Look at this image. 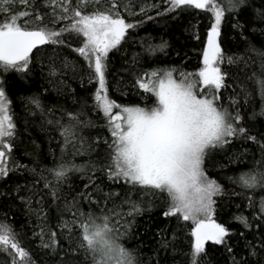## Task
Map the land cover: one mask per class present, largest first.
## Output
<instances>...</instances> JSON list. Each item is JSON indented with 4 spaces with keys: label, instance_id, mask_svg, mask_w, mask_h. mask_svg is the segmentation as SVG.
Returning <instances> with one entry per match:
<instances>
[{
    "label": "snow or ice",
    "instance_id": "1",
    "mask_svg": "<svg viewBox=\"0 0 264 264\" xmlns=\"http://www.w3.org/2000/svg\"><path fill=\"white\" fill-rule=\"evenodd\" d=\"M25 6V11L17 14L11 13V6L16 0H0V13L5 19L0 21V73L15 72L24 78L30 74L33 65V50L39 52L42 45H57L66 47L77 54L78 59L69 60L64 57L59 67L54 60H50L48 74L57 77L60 85L66 84L62 76L72 73L73 79H79L83 84L85 80L89 84H96L93 93L94 109L101 112L111 135V142L107 139L103 143L107 146L106 163L91 164V174L84 190L76 193L71 201L62 196L61 184L70 172H82L88 165H77L74 161H64L63 156L67 147L71 144H79L80 148L74 150V155H82L85 152L97 149L91 145L85 147L86 138L78 136V128L91 126L90 120H81L82 112H68L67 123L55 121L59 126L63 137L64 147L61 148V157L52 168L47 169L52 175L49 180L43 174L40 180L44 182V189L51 200V204L58 212L67 211L71 214V220L60 218V228L68 230L69 247L63 249L57 240V233L41 227L38 235L41 237V247L50 249L56 253L58 249L64 252L66 257L83 253L91 260V264H139V258L134 250L127 249L121 242L130 230V224H121L126 216H134L142 213L140 204L130 198L125 199L120 205L107 208L109 200L118 193L103 192L96 183L95 173L102 172L109 181L123 180L132 187H140L149 192H160L168 197V205L163 211L165 217L175 216L185 222H193L195 227L192 235L194 243L190 245L191 251L189 264H198L199 257L207 255L206 242L212 241L217 245H223L230 230L224 225L211 219L215 211L216 200L214 197L223 194L221 185L211 179L205 170V159L210 150L223 148L237 138H245L254 143H259L261 155L264 158V142L257 141L255 136L248 134V130L242 126L244 117L239 109L235 115L229 111L220 101L219 90L226 88L227 73L222 72L217 65L223 63L225 56L221 48L219 37L221 24L226 10L229 13L239 12L241 8H247V0H224V6L216 0H167L168 6L165 13H174L177 10L192 7L196 10L207 12L214 19L207 33V47L203 51V67L199 70L196 80H189L181 73L182 80L177 82L173 78L176 69H153L137 77V86L147 95L155 97L156 103L152 107L121 106L108 95L106 73L108 69V55L112 49H116L129 29L137 25L128 23L117 11V0H108V8L104 11L94 10L87 12L89 2L98 3L99 0H44L45 7L50 9L52 23H63L59 29L49 28L43 23V16L35 13V19L39 24L35 28L28 26L33 12L28 0H19ZM158 7V6H153ZM127 11V8L125 9ZM145 9L141 8V13ZM253 24H264V11L254 10ZM162 13L157 12V15ZM28 18V19H23ZM23 19V23L21 20ZM151 19V17H149ZM237 27L243 26L239 23ZM253 33L264 36V27H252ZM247 40V38H245ZM72 40L78 41V47H73ZM167 47L164 41L159 45H149L147 51H163ZM261 58L260 75L253 72L247 79L252 83L253 90L261 100V109L253 112L250 119L257 115L264 117V50L257 49L249 42L247 49ZM243 57L233 60L227 57L229 65L242 61ZM247 66V63L245 61ZM202 84L211 89L208 95L205 89H200L197 94V84ZM244 91V99L247 102L253 97V92L241 85ZM30 102L37 108H41L38 97H30ZM237 103L235 100L230 101ZM11 101L8 99L4 87V81L0 80V178L8 176L10 171L25 169L36 173L35 168H28L13 162L9 167L8 161L12 158V141L16 136V124L9 113ZM116 109L117 111H113ZM43 110V109H41ZM51 111V110H49ZM47 123L52 124L49 120ZM100 143L99 137L94 141ZM260 161H257L255 172L241 173L238 182L245 189L256 190L264 188V171L259 170ZM45 170H41L43 173ZM27 188L26 185H16V193L19 194L22 187L27 188L28 194L19 196L29 209L35 213L37 219L47 220L44 197L39 196L35 185ZM102 194V199L97 200L92 191ZM235 195H238L234 193ZM38 207L33 208V200ZM64 199L61 209L57 201ZM249 207H252V198L249 197ZM87 201L91 206L95 204L100 209V214L85 213L80 207V201ZM128 205V211H117ZM258 216L261 224H264V197L259 203ZM246 229L252 227L248 218L236 217ZM124 231H121L120 228ZM261 227V225H257ZM77 230L80 235L72 237L71 232ZM48 235L47 242L43 237ZM63 235V233H62ZM175 238V237H174ZM173 238V239H174ZM168 241L162 242V247L167 248ZM250 258L255 260L253 264H260L264 260V242L258 246L248 242ZM259 248V251L257 250ZM231 252V249H228ZM0 251L10 257L11 264H34L30 253L20 245L15 238L13 228L5 222H0ZM243 260V258H242ZM234 264H241L235 261ZM60 264H74L69 259H62ZM244 264H247L245 261Z\"/></svg>",
    "mask_w": 264,
    "mask_h": 264
},
{
    "label": "trees",
    "instance_id": "2",
    "mask_svg": "<svg viewBox=\"0 0 264 264\" xmlns=\"http://www.w3.org/2000/svg\"><path fill=\"white\" fill-rule=\"evenodd\" d=\"M32 8L27 9L33 12L29 19L28 26L35 28L39 21L35 19V13L43 16V23L49 28L59 29L63 23L53 24L49 14L50 9L45 7L44 0H28ZM224 6V0H216ZM76 0H73V4ZM248 7L241 8L239 12L229 13L226 10L225 17L221 24V35L219 42L225 60L217 65L222 72L227 73L226 88L219 90L220 101L229 111L235 115L237 109L244 117L242 126L248 130V134L255 136L257 141L264 142V117L257 115L250 119L253 112L258 113L261 109V100L253 90L252 83L247 79L253 72L260 75L261 58L255 53L248 51L249 42L257 49L264 50V36L253 33L251 28L264 27V24H253L254 10L264 11V0H247ZM158 7H153V6ZM168 6L167 0H117V11L128 23L136 24L135 28L129 29L125 39L116 49H112L108 55V69L106 73L108 95L121 106L151 107L155 103V97L148 95L143 100L140 96L145 94L137 86V77L153 69H176L173 77L182 80L181 73L189 80H196L199 70L203 67V51L207 47V33L210 30L214 19L207 12L196 10L192 7L177 10L174 13H165ZM145 11L141 13V8ZM108 8V0H99L98 3L89 2L85 11H104ZM127 8V11L125 9ZM25 6L19 1L11 6V13L17 14L25 11ZM157 12L162 13L157 15ZM151 17V19H149ZM5 16L0 13V21ZM28 19V18H23ZM23 19L21 23H23ZM243 27H237V24ZM247 38V40L245 39ZM167 42L163 51L150 53L147 51L149 45H159ZM73 47L80 46L78 41L72 40ZM233 60L243 57L231 65L227 57ZM64 57L69 60L78 59L77 54L66 47L57 45H46L34 51L33 69L30 74L21 78L15 72L0 73V80L4 81V87L8 99L11 101L9 113L13 116L16 124V136L12 141V158L8 165L13 162L27 165L28 168H35L36 173L17 169L10 171L8 176L0 178V222L10 225L15 233V238L31 256L34 264H60V261L71 259L74 264H91L81 252L78 255L66 257L64 252L53 253L50 249L41 247V237L38 233L41 227L57 233V240L63 249L69 247L68 230L60 228L61 215L65 220H71L69 212H58L51 204V200L44 189V182L40 180L43 174L49 180L51 173L47 169L52 168L61 157V148L64 147L63 137L60 134L59 126L55 121L67 123L68 112H82L81 120H90L91 126L82 129L78 128V136L86 138L85 147L91 145L95 151L89 150L82 155H74L75 148L70 144L63 156L64 161H74L77 165H88L82 172H70L62 182V196L71 201L76 193L84 190L88 183V176L91 174V164L106 163L107 146L103 143L105 139L111 142L110 131L106 118L101 112L94 109L93 93L96 84H89L87 80L83 84L79 79H73L72 73L62 76L66 84L60 85L57 77L49 76L48 65L54 60L59 67ZM247 63V66L245 64ZM243 85L253 92V97L247 102L244 99ZM200 89H205L204 94L208 95L211 89L202 84H197V94ZM38 97L41 108L33 105L29 98ZM237 103L232 104L230 101ZM43 109V110H41ZM51 110V111H49ZM52 120L53 123H47ZM99 137L100 143H94ZM257 161H260L259 170L264 171V158L261 155L259 143H254L245 138H237L223 148L210 150L205 159V170L207 175L216 180L223 189V194L214 197L216 200L215 211L211 219L216 223L224 225L230 230L223 245H217L212 241L206 242L207 255L200 256L198 264H234L241 261L244 264H253L257 259L250 258L248 242L259 245L264 242V224L258 216L259 203L264 197V188L256 190L245 189L238 182L241 173L255 172ZM43 173H41V170ZM96 183L103 192H114L118 195L109 200L107 208L120 205L125 199L130 198L140 204L142 213L134 216L124 217L120 223L130 224L128 234L121 241L123 245L134 250L139 258V264H189L190 245L194 243L192 235L194 223L185 222L175 216L165 217L162 213L168 205V197L160 192H149L140 187H132L125 184L123 180L109 181L102 172L95 173ZM35 185L39 196L44 197L43 207L47 212V220L37 219L35 213L29 212L28 206L19 199V196L28 194L27 188ZM16 185L22 187L19 194L16 193ZM92 191L97 200L102 199V194ZM234 193L238 194L235 195ZM249 197L252 198V207H249ZM64 199L57 201L61 209ZM33 208L38 207L35 198ZM79 207L85 212L100 214V209L95 204L91 206L87 201L81 200ZM129 206L124 205L117 211H128ZM238 216L248 218L252 225L246 229L243 223L236 219ZM261 225V227H257ZM121 231L124 229L121 227ZM63 233V235H62ZM80 233L73 228L72 237H78ZM175 237V238H174ZM174 238V239H173ZM47 242L48 235L43 237ZM168 241L167 248L162 247L163 241ZM231 249L229 252L228 249ZM259 251V248L257 247ZM264 255V253H262ZM243 258V260H242ZM0 264H11L10 257L0 251ZM264 264V260L260 262Z\"/></svg>",
    "mask_w": 264,
    "mask_h": 264
},
{
    "label": "rangeland",
    "instance_id": "3",
    "mask_svg": "<svg viewBox=\"0 0 264 264\" xmlns=\"http://www.w3.org/2000/svg\"><path fill=\"white\" fill-rule=\"evenodd\" d=\"M16 1H19V0H16ZM173 78H174V79H176L175 77H173ZM176 80H177V82H180V81H181V80H178V79H176ZM140 97H141L143 100H146V99H148V98H147V97H148V95H147V94H143V95L141 94V96H140ZM155 103H156V101H155ZM155 103H154V104H155ZM154 104H153V105H154ZM153 105H152V106H153ZM152 106H151V107H152ZM113 111L115 112V111H117V110H116V109H114Z\"/></svg>",
    "mask_w": 264,
    "mask_h": 264
},
{
    "label": "water",
    "instance_id": "4",
    "mask_svg": "<svg viewBox=\"0 0 264 264\" xmlns=\"http://www.w3.org/2000/svg\"><path fill=\"white\" fill-rule=\"evenodd\" d=\"M43 46H46V45H42V46H38L39 48L43 47ZM35 49L33 50V53H34Z\"/></svg>",
    "mask_w": 264,
    "mask_h": 264
}]
</instances>
